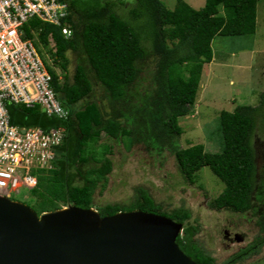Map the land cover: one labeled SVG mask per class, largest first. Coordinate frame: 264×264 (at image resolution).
I'll return each mask as SVG.
<instances>
[{"label":"trees","instance_id":"trees-1","mask_svg":"<svg viewBox=\"0 0 264 264\" xmlns=\"http://www.w3.org/2000/svg\"><path fill=\"white\" fill-rule=\"evenodd\" d=\"M69 14L66 21L72 36L64 39L59 27L42 25L39 40L47 46L48 37L55 43V63L66 71L62 84L55 74L53 85L62 105L70 110L66 121L49 118L39 108L27 109L8 104L10 123L20 127H59L65 138L57 148L54 168L38 171L37 185L29 191V205L38 215L65 206L93 208V195L99 182H106L112 161L103 145L100 157L88 151L105 136L111 141L144 144L158 153H173L180 174L192 183L195 173L207 167L224 188L210 204L211 209L259 215L260 233L264 232L263 213L253 205L256 150L253 138L264 136V90L255 106L237 104L231 111L219 113L221 150L206 152L202 144L181 148L178 139L183 133L179 119L191 113L200 84L202 69L216 54L212 41L220 37H247L256 32V0H205L195 10L183 0H176L170 11L160 0H130L126 17L117 6L123 0H66ZM35 25H38L34 22ZM78 53L88 66L77 63L69 79L68 55ZM153 64L154 88L145 98L134 102L132 88L137 85L140 65ZM89 70L91 72H89ZM264 75V71H263ZM94 81V82H93ZM96 82V83H95ZM105 89L111 115L106 116L95 102L84 103L94 85ZM264 138V137H263ZM257 141V140H256ZM91 162L96 165H89ZM80 164L76 170L75 165ZM83 181L75 184V174ZM28 203V202H27ZM141 210L166 216L183 225L176 238L180 250L195 264H216L212 255L196 241L198 227L192 224L190 212L183 206L170 213L143 189H137L128 205L106 204L98 208L100 216ZM264 237L254 240L222 264H239L258 255Z\"/></svg>","mask_w":264,"mask_h":264},{"label":"rangeland","instance_id":"rangeland-1","mask_svg":"<svg viewBox=\"0 0 264 264\" xmlns=\"http://www.w3.org/2000/svg\"><path fill=\"white\" fill-rule=\"evenodd\" d=\"M160 1L170 11L174 9L176 0ZM184 1L195 10L201 9L205 4V0ZM123 3L122 5L118 4L116 12L121 17H126L130 5L128 0H123ZM257 3L262 5V9H264V0H258ZM256 28L257 30L253 36L235 38L216 36L213 39L212 50L216 55L211 62V66H203L191 113L179 119V125L183 129V133L178 139L181 148L202 144L206 152H219L222 146L219 113L222 110L231 111L237 104L255 106L258 103V97L253 95L254 98L250 95L248 98L247 90L249 87L252 88L256 91L257 96L264 90V76L261 74L264 69V61L258 60L253 70L249 72L248 78L242 77L241 74H236L237 76L234 75L233 78L228 74L230 70H226L222 66L231 65L236 68L238 63L235 59V56L238 55L236 52L239 49H245L251 41L257 39V41L264 44V21L259 19ZM262 43L260 44L262 45ZM50 46L52 48V45ZM36 48L43 61L47 63L45 51H50V49L42 48L39 44H36ZM68 58L70 61L68 66L69 79H71L73 68L77 63L83 64L89 69L84 64V58L79 56L78 53H70ZM53 66L56 72L59 73L60 83H62L66 71L59 66V63ZM240 66L243 68L246 65L240 63ZM216 70H219V72ZM89 72L91 71L89 70ZM153 72V64L149 60L141 62L137 85L132 88L135 95L134 102L147 97L153 90ZM227 80H232V82L230 83ZM243 81L245 83L248 81V83L241 86ZM245 88V91L242 90ZM89 102H95L106 116H110L113 112L114 105L109 104L105 89L98 84L94 85L92 94L76 108H81L84 103ZM263 137L261 133L257 132L252 140L256 150V176L252 204L254 206L260 205L261 208L258 207L257 211L263 213L264 222ZM103 145L112 146L111 150L105 154L112 161V170L107 175L106 182H99L94 190L93 208L96 210L106 204L128 205L133 200L137 189L145 190L157 204L161 205V211L163 212L170 213L172 210L183 206L190 212L189 221L198 227V233L195 236L196 241L212 255L216 264L224 263L231 256L238 253L239 250L245 249L256 236L264 237V232L260 233L258 214L252 212L240 214L224 209L210 208V204L222 192L224 185L212 174L209 168H201L195 173L194 180L190 183L180 174L174 155L168 150L158 153L152 149H146L144 144H131L126 140L114 142L108 140L105 136H101L96 143L89 144L87 150L89 152L94 151L96 156L100 157L104 151ZM90 165L96 164L91 162L87 166ZM81 167L80 164L75 165L76 170ZM74 174L76 176V173ZM74 180L76 185L83 184V181L77 176ZM25 195V192L22 191L20 194L11 193L8 196L16 201L27 202ZM28 204H32L30 200ZM226 231L229 233L228 238L224 234ZM239 264H264V247L258 255Z\"/></svg>","mask_w":264,"mask_h":264},{"label":"built area","instance_id":"built-area-1","mask_svg":"<svg viewBox=\"0 0 264 264\" xmlns=\"http://www.w3.org/2000/svg\"><path fill=\"white\" fill-rule=\"evenodd\" d=\"M67 11L66 0H0V194L3 196L33 189L37 184L35 173L54 168L57 148L65 138V130L59 127L44 130L12 125L7 105L39 108L47 117L60 121L69 118V111L62 107L53 86L52 72L60 80L53 66L55 43L49 36L47 63L36 48V44L45 47L39 40L42 25H60ZM61 32L65 38L71 36L65 24Z\"/></svg>","mask_w":264,"mask_h":264},{"label":"water","instance_id":"water-1","mask_svg":"<svg viewBox=\"0 0 264 264\" xmlns=\"http://www.w3.org/2000/svg\"><path fill=\"white\" fill-rule=\"evenodd\" d=\"M181 229L141 210L102 217L67 206L38 215L0 196V264H195L176 244Z\"/></svg>","mask_w":264,"mask_h":264},{"label":"crops","instance_id":"crops-1","mask_svg":"<svg viewBox=\"0 0 264 264\" xmlns=\"http://www.w3.org/2000/svg\"><path fill=\"white\" fill-rule=\"evenodd\" d=\"M257 1L258 0H256V25L258 27V21H259V19H261V20L264 21V19H263V15H264V11L263 10L264 9H262V5H260L259 3H257ZM256 30H257V28H256ZM260 43H262V42H259V41H257V39H255V40L251 41L250 44H249V46H246L245 49H239L238 52H236L238 54L237 57L235 56V59L238 62L236 64L237 65L236 68L235 67H232L231 65L230 66L222 65L223 67H225L226 70L227 69L230 70V72H228V74L230 76H232L234 78L235 77L234 75L241 74L242 77H247L248 78L249 77V72H251V70H253L254 65L257 64L258 60H261V62L264 61V44L262 43V45H261ZM259 44H260V46H259ZM256 59H257V61L255 62ZM240 63L243 64V65L245 64L246 66L243 67V68H241ZM205 65L211 66V63L205 64ZM216 71L219 72V70H216ZM263 71H264V69H263ZM263 71L261 73L262 75H263ZM232 73H233V75H232ZM230 76H228V77L231 78ZM223 79L225 80V78H223ZM227 81H229V80H227ZM229 82L231 83L232 80H230ZM247 83H248V81L246 83L243 81L241 83V86H243V85H245ZM247 86H246V88H247ZM246 88L245 89H242V90L245 91ZM247 94H248V98H249L250 95H252V96L254 95L255 97H258L256 95V91L253 90L252 88L250 89V87L247 90ZM250 98H252V97H250Z\"/></svg>","mask_w":264,"mask_h":264},{"label":"clouds","instance_id":"clouds-1","mask_svg":"<svg viewBox=\"0 0 264 264\" xmlns=\"http://www.w3.org/2000/svg\"><path fill=\"white\" fill-rule=\"evenodd\" d=\"M68 11H69V7H68ZM67 11V16H68V14H69V12ZM67 16L61 21V24L60 25H52V24H50V25H52V26H56V27H59L60 28V31H61V28L63 27V24H65V26H68L69 27V29H70V31H71V36H72V29H71V27H70V25L68 24V22L66 21V18H67ZM61 35H62V32H61ZM63 36V35H62ZM71 36L69 37V38H71ZM64 37V36H63ZM69 38H65L64 37V39H69ZM55 45V44H54ZM45 47H47V46H45ZM56 48V47H55ZM50 52V51H49ZM53 56H54V54H53ZM55 57V56H54ZM56 59V58H55ZM54 63H55V61H54ZM56 64V63H55ZM53 73V72H52ZM53 74H55V73H53ZM56 76V75H55ZM60 76V75H59ZM52 77H53V75H52ZM57 77V76H56ZM57 81L59 82V84H62V83H60V80H58V78H57ZM54 86V85H53ZM56 90V89H55ZM57 92V91H56ZM57 95H59L58 93H57ZM58 100L60 101V99H59V97H58ZM60 103H61V101H60ZM61 105H62V103H61ZM62 107L63 108H65L63 105H62ZM65 109H67V108H65ZM68 111H69V114H70V110L69 109H67ZM42 112V111H41ZM43 113H44V111H43ZM71 115H69V117H70ZM65 136H66V134H65ZM37 185V184H36ZM30 191V190H29ZM29 191H26L25 192V200H27V202L29 201ZM0 196H2V197H5V198H7V199H10V200H12V201H16V200H14V199H12V198H10L9 196L7 197V196H3V195H1L0 194ZM16 202H20V201H16ZM27 202H20V203H23V204H26L27 206H29L28 205V203ZM30 207V206H29ZM67 206H65V207H62V208H66ZM31 208V207H30ZM32 209V208H31ZM61 209V208H60ZM90 209H92V210H94V211H96V212H98L95 208H90ZM45 213V212H44ZM175 222V221H174ZM177 223V222H176ZM180 224V223H179ZM182 225V224H181ZM182 233H183V225H182V229H181V231H180V233H179V235H182ZM178 235V236H179ZM237 239V238H236Z\"/></svg>","mask_w":264,"mask_h":264},{"label":"flooded vegetation","instance_id":"flooded-vegetation-1","mask_svg":"<svg viewBox=\"0 0 264 264\" xmlns=\"http://www.w3.org/2000/svg\"><path fill=\"white\" fill-rule=\"evenodd\" d=\"M224 234H225V237H227L228 238V236H229V233L226 231V232H224ZM234 238H237L236 236H234Z\"/></svg>","mask_w":264,"mask_h":264}]
</instances>
